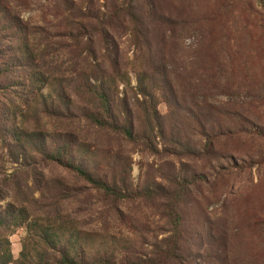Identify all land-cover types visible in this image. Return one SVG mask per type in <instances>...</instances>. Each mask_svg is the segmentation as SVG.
<instances>
[{"label":"rangeland","instance_id":"rangeland-1","mask_svg":"<svg viewBox=\"0 0 264 264\" xmlns=\"http://www.w3.org/2000/svg\"><path fill=\"white\" fill-rule=\"evenodd\" d=\"M6 1L27 26L28 45L38 59L33 65L50 82L58 84L56 78L90 69L95 61L85 57L94 51L102 62L110 54L134 89L137 74L149 70L153 59L173 73L180 107L203 117L209 138L196 159L181 161L163 151H142L84 121L47 117L34 105L27 108L30 95L14 86L25 70L15 69L0 78V195L4 197L0 205L27 208L30 221L70 216L74 227L85 232L89 259L101 253L102 245L115 246L114 242L132 244L137 258L152 256L156 246L164 247L165 201L106 197L72 170L22 149L8 136L9 129L44 131L55 140L73 133L85 140V151L95 152L97 159L109 151L120 178L126 165L130 184L140 191L149 180L171 188L167 179L181 167L196 173L185 184L179 206L186 228V264H264V229L258 226L264 222V138L250 131L253 126L264 128V47L250 51L251 45H264V29L257 20L264 17L260 0H156L151 13L139 0L143 13L151 16L145 22V38L129 19L113 16V7L123 0ZM80 20L85 31L74 27ZM102 23L105 31L98 33ZM143 44L151 45V51L145 47L140 51L137 45ZM2 45L17 43L9 39ZM229 45L244 51V63L237 70L229 66ZM109 63L102 68L112 74ZM128 92L133 102L135 91ZM159 111L169 114L164 103ZM235 125L238 130H233ZM60 183L68 188L66 192ZM27 235L24 227L9 237L15 261Z\"/></svg>","mask_w":264,"mask_h":264},{"label":"trees","instance_id":"trees-1","mask_svg":"<svg viewBox=\"0 0 264 264\" xmlns=\"http://www.w3.org/2000/svg\"><path fill=\"white\" fill-rule=\"evenodd\" d=\"M144 1L148 8H151L149 10L151 13L157 5L156 0ZM260 5L264 10V0H260ZM113 11L115 18L129 19L135 32L145 38V22L151 21V16L143 13L139 0H123L120 5L113 7ZM254 17L257 16L253 15ZM83 20L76 21L74 27L85 31ZM257 20L264 29V17ZM105 25L106 23H102L97 32L103 33ZM9 39L17 45L7 47L2 45ZM73 47L78 48L80 45ZM137 47L140 51H143L144 47L149 51L152 48L147 44ZM261 47L264 45L258 47L251 45L250 51ZM227 52L229 66L233 70L241 68L243 58L245 59L244 51L242 52L238 46L229 45ZM89 57L95 64H89L91 66L87 71L78 70L68 78H56L58 84L52 83L53 80L50 82L49 78L38 71L37 66L32 63L38 59L34 55V49L28 45L25 22L6 0H0V78L15 69L25 70L22 77L15 81L14 86L30 95L31 103L25 104L27 108L34 105L47 117L84 121L107 135L151 154L163 151V154L181 161L196 159L203 155L206 148L205 140L209 138L206 121L202 116H194L180 107L174 88L173 73L150 59L149 70L137 74V85L133 89L128 74L110 60V54L104 56L103 62L94 51H88L86 60L87 58L89 60ZM105 62H111L108 66L112 69V74H109L106 68H102ZM121 85L124 86L122 91L119 89ZM48 87L49 93L45 94L44 90ZM133 90L134 101L131 102L128 91ZM162 103L169 109L168 116H163L159 111V105ZM237 128L239 127L235 125L233 130H238ZM250 131L264 138V128L253 126ZM8 136L17 140L22 149L32 151L47 162L72 170L82 180L102 191L106 197L116 201H133L136 198L153 201L158 197L165 201L164 218L167 221L168 237L163 241L164 247L156 246L152 256L145 258L135 257L132 244L114 242L115 246L102 245L99 249L101 253L89 259L90 252L85 245V232L74 227L75 222L70 216L37 217L30 221L27 208L16 207L14 204H7L5 207L0 205V264L188 263L189 258L184 255L186 228L183 211L179 206L185 184L190 182L189 178L195 179L196 173L190 174L186 168L181 167L173 177L167 179L171 188L155 180H149L140 191L130 184L126 165L123 177L120 178L109 151H107L109 155L97 159L95 152L89 149L85 151V140L73 133L61 134L55 140L50 133L44 131L23 130L16 133L9 129ZM159 145H162V150L159 149ZM60 186L65 187L63 183H60ZM66 190L67 187L62 192ZM3 199L4 197L0 195V202ZM258 226L264 229V222L260 221ZM24 227L28 229V235L23 240L19 259L15 261L9 237L16 229Z\"/></svg>","mask_w":264,"mask_h":264}]
</instances>
